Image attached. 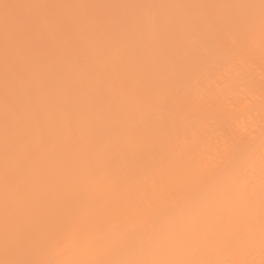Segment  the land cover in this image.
Segmentation results:
<instances>
[{
  "label": "snow or ice",
  "instance_id": "1",
  "mask_svg": "<svg viewBox=\"0 0 264 264\" xmlns=\"http://www.w3.org/2000/svg\"><path fill=\"white\" fill-rule=\"evenodd\" d=\"M69 7L67 5H38L21 3H0V22L3 24L6 42V75L10 72L18 85V97L5 99L6 115H15L20 125L15 140L9 138L6 121L5 155L17 154V168L30 174L26 182L11 184L9 170L5 169L6 188L11 187L17 193L21 206L35 204L38 207L51 206L53 203L64 204L68 200L66 212L68 223L58 226L50 220L49 238L56 241L65 232L75 235L86 215L112 218L117 226L107 236L100 237L98 251L90 258L75 261L49 260L33 261L22 258H8V241L5 240L4 259L0 264H264V151L261 154V181L259 188L251 181L245 183L243 194L232 196L231 185L223 191L212 189L207 196L195 205L184 204L180 192L171 196L174 202L167 215L171 222L167 228L156 226L159 205L149 201L141 202L147 194V187L155 190L164 189L175 182L182 185L190 179V171L183 153H177L174 147L148 143L146 134L160 133L169 138V144L180 131L168 121L152 123V115L164 109L153 96L152 80L158 78L161 61L176 68L172 81H160V85L178 84L183 79L185 70L178 63L177 56L193 61L210 59L217 53L223 57L236 59L248 45L252 36L255 18L233 17L215 19L210 22L209 30L201 31L203 23L200 17H185L177 22L173 19L153 18L155 31L153 39L157 51L153 60L140 66L145 75V83L133 85L129 103L130 111L124 104H116L107 99L102 91L106 83L105 76L111 80L113 74H119L126 68L123 56H108L106 51L118 43H123L134 28L139 35L143 18L121 16H95L87 18H69L50 15L40 17L26 10ZM92 8H132L167 7L162 5H79ZM172 7L216 8L248 7L255 5H176ZM260 56L264 62V0L259 4ZM177 23L184 31L177 30ZM53 25L47 36L41 33V25ZM238 32V40L232 36ZM190 33L202 49V55L193 56L192 45L186 34ZM9 43L15 46L20 56L9 59ZM31 55L33 62L25 63L24 56ZM139 56L140 53H134ZM225 70L231 65L225 63ZM91 81L95 77L93 88L84 86L83 79H76L80 70ZM151 75V79L148 77ZM29 80L35 82L30 86ZM180 95L179 87L175 90ZM94 94V99H93ZM19 97H27L22 102ZM184 103L189 98L180 96ZM71 102L72 111L85 126L71 128L70 138L65 139V130L53 127L60 101ZM90 100L87 110L81 109L82 102ZM118 109L120 118L115 126L107 128L105 118ZM139 117V118H138ZM26 118L30 122H25ZM155 140V138H154ZM71 152L77 157H102L105 165L111 164L118 156L135 158L143 152H156L159 160L155 170L149 167L144 176L137 178L126 174L111 182L108 190H98L92 194L85 205H81L77 194L63 190L54 182L57 166L66 164V155ZM155 158V157H154ZM222 163L226 167L238 165L237 158L225 148ZM215 175L216 170L210 169ZM53 180L48 187H41L45 180ZM200 183L206 184L204 177ZM55 196V201L52 197ZM7 213V206H6ZM128 221L134 226L129 227ZM259 225V259H221L210 255L216 248L230 247L242 231ZM7 229V224H6ZM61 254L66 248L58 250Z\"/></svg>",
  "mask_w": 264,
  "mask_h": 264
},
{
  "label": "bare ground",
  "instance_id": "2",
  "mask_svg": "<svg viewBox=\"0 0 264 264\" xmlns=\"http://www.w3.org/2000/svg\"><path fill=\"white\" fill-rule=\"evenodd\" d=\"M0 3H21L38 5H67L69 7L26 10L30 14L40 17L50 15L69 18H87L95 16L142 17L143 24L139 35L134 28L130 29L129 36L123 43H118L106 51V55L123 56L126 59V68L118 75L113 74L102 91L107 99L116 104H124L130 111L133 106L129 103L131 87H140L145 83V75L140 66L150 63L157 51V44L153 39L155 26L153 18L173 19L177 22L185 17H200L203 21L201 31H207L210 22L215 19H231L233 17L255 18V26L248 45L236 59L223 57L217 53L210 59L193 61L177 56L178 63L184 65L185 74L178 84L171 87L161 86L160 81H172L175 78L174 65L161 61L158 68V78L152 80L153 96L156 103L163 104L164 109L152 115L153 125L157 121H168L169 127L173 124L180 131V135L169 144V138L160 133L146 134L144 139L148 143L158 142L159 145L174 147L177 153L184 154L190 171V179L182 185L172 182L164 189L155 190L147 187V194L141 202L147 204L152 201L159 205L156 226L159 229L167 228L171 217L167 215L173 206L171 196L180 192L184 204L195 205L200 203L212 189L223 191L231 185L232 196L238 198L243 194L245 183L251 181L259 188L261 181V154L264 151V62L260 56L259 16L260 0H0ZM79 5H162L167 7L132 8H92L74 7ZM176 5H255L248 7H216L203 8L172 7ZM50 24L41 25V33L48 35ZM177 30L183 32L182 25L177 23ZM238 32L232 36L238 40ZM192 45L193 56L202 55V49L190 33L186 34ZM134 53H140L139 56ZM9 59L20 56L19 50L9 43L7 48ZM6 42L4 28L0 22V259H4L5 240L8 241V258H22L33 261L65 260L75 261L90 258L98 249L100 237L107 236L117 226V222L108 217L86 215L75 235L63 233L56 241L49 238L50 220L58 226L68 223L64 204L53 203L51 206L38 207L35 204L21 206L17 193L11 187L6 188L5 169L9 170L11 184L26 182L30 174L17 168V154L10 152L5 155L6 121L9 138L16 139L20 125L12 113L6 115L5 99L18 97V85L15 77L8 72L6 75ZM25 63L33 62L31 55L24 56ZM231 65L225 70V63ZM151 79V75L148 77ZM76 79H83L84 86L90 90L96 83L95 77L89 80L80 70ZM30 86L35 82L29 80ZM179 87L180 95H176ZM186 95L190 103H184L180 96ZM27 103V97H19ZM94 99V94H93ZM91 101L82 102L81 109L87 110ZM71 102L60 101L53 127L65 130V139L70 138L71 128L83 127L82 122L72 111ZM120 118L118 109L109 113L105 118L107 128L115 126ZM139 118V117H138ZM26 123L30 122L26 118ZM155 138V140H154ZM225 148L229 149L237 158L238 165L226 167L222 163ZM155 157V158H154ZM66 164L57 166L54 182L61 185L63 190L77 194L81 205H85L89 197L98 190H108L111 182L126 174H134L137 178L143 177L149 167L155 170L159 160L156 152H143L135 158L118 156L111 164L105 165L102 157H77L71 152L66 155ZM215 169L216 174L210 173ZM206 179V184L200 183V178ZM53 180H45L41 187H48ZM55 201V196L52 197ZM7 206V213H6ZM7 224V229H6ZM133 227L134 222L128 221ZM66 248L61 254L58 250ZM211 256L221 259H259V225L250 230L242 231L238 239L233 240L230 247L216 248Z\"/></svg>",
  "mask_w": 264,
  "mask_h": 264
}]
</instances>
